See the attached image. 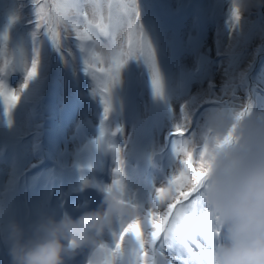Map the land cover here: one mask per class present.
Returning a JSON list of instances; mask_svg holds the SVG:
<instances>
[{"label": "clouds", "instance_id": "1", "mask_svg": "<svg viewBox=\"0 0 264 264\" xmlns=\"http://www.w3.org/2000/svg\"><path fill=\"white\" fill-rule=\"evenodd\" d=\"M261 4L264 0H230L232 26ZM114 47L105 37L88 55L111 64ZM182 125L192 127V116L185 109ZM188 139L197 158L206 149L200 191L214 218V229L219 230V235L213 231L211 258L215 264H264V110L257 111L250 99L219 104L207 112L200 129L190 132ZM103 193L96 209L77 217L45 214L28 224L10 217L0 224L9 264H69L84 248L89 249L86 264H106L104 234L118 220H138L140 212L122 179Z\"/></svg>", "mask_w": 264, "mask_h": 264}, {"label": "snow or ice", "instance_id": "2", "mask_svg": "<svg viewBox=\"0 0 264 264\" xmlns=\"http://www.w3.org/2000/svg\"><path fill=\"white\" fill-rule=\"evenodd\" d=\"M30 2L34 10L33 20L30 21L34 25L32 58L28 62L21 52L15 61V67L21 68L25 74L23 89H28L29 84L39 76L42 37H46L58 51L62 50L68 38L77 41L83 53V71L92 77L95 82L93 94L99 95L104 105L98 143L104 138V121L112 110L111 88L119 81L121 69L130 59L143 58L150 69L153 94L163 97L155 54L141 24L138 0ZM126 28L130 45L127 48L124 39ZM105 37L115 45L111 64L88 55L89 49ZM0 39L7 40V35ZM12 66L13 60L0 48V96H5L7 90L14 103L20 97L6 83ZM183 112L182 106L181 122L174 126L171 133L175 137L176 170L164 185L154 190L150 207L142 210L138 206V220H120V231L113 233V244L102 245L109 255L106 264H121L125 256L124 245L129 237L134 241V246L128 254V264H215L211 258L214 251L213 231L219 235V230L214 229V218L200 191L207 163L204 159L206 149L200 152L199 158L195 149L190 150L188 137L191 131L182 125ZM120 131V128L116 129V132ZM229 139L226 137V141ZM115 151L118 155L112 184H119L123 175V161L119 158V149ZM194 163L198 166L193 167ZM165 193L166 199L162 195Z\"/></svg>", "mask_w": 264, "mask_h": 264}, {"label": "rangeland", "instance_id": "3", "mask_svg": "<svg viewBox=\"0 0 264 264\" xmlns=\"http://www.w3.org/2000/svg\"><path fill=\"white\" fill-rule=\"evenodd\" d=\"M227 2H230V0H226ZM199 7L201 8V10H203V12L205 14H207L209 12V9L212 6H218L220 8H225L226 4L223 0H197ZM11 8L13 7L12 4H10L9 2H4L1 3L0 2V38L2 35V30L9 28L11 26V21L13 20L12 16H10L9 19H7V15H5V17H1V12L3 11V8ZM197 17L199 19V27L202 28L203 26L208 27L206 28L203 32L206 34L205 39H206V43L207 45H211L212 46V34L215 37L220 36V34H224L223 37H221V42L220 39L217 41V44L222 45V48L226 45H228L230 42L228 41L229 36L235 34L236 32V26L233 28L232 31L231 28H222L220 26L221 23V18L220 16V12H218L216 9L214 11H212L211 16L204 19L199 13L198 11H196ZM226 21V20H225ZM227 23H231L230 20L226 21ZM17 23V22H16ZM240 29L238 33H241L242 30L246 29V26H242L241 21H240ZM222 29V30H221ZM229 31L231 33H229ZM2 39H0V43L3 45L2 48L14 53V48H13V42L11 40H4L1 42ZM44 46L43 49L47 48V40H45V38L42 39ZM211 51L212 55H216L217 53L214 52V50H209ZM251 52H249L248 54H250ZM249 57V56H248ZM246 57V58H248ZM42 56L40 55V62H42ZM249 64V62H247ZM253 64V62L250 63V66ZM247 69L250 70V67H248V65H245V63L239 65V69L236 70V72L231 73V72H227V73H222V81L221 82H225V81H231L232 79H236L237 77V73ZM131 73H134L135 75H137V68L135 66H133L131 69H128ZM41 75V74H40ZM219 73L217 71L216 76H218ZM44 78V74L42 76L39 77V79H43ZM253 80L255 82H257L258 84H264V76L260 75V74H254L253 75ZM140 84L139 81L134 82L133 80H130V83L128 86L124 87L123 89L126 91L125 96L121 95L120 97H118L117 99H115V105L118 107V109L121 111L123 109L127 108V101L133 99V95H132V91L134 89H136V85ZM123 87V86H122ZM49 89V85L45 82V84L43 85L41 83V81H39L36 85H30L29 84V88L25 89L22 93L23 95V100H27L28 97L27 95L31 96V103L29 104H25L24 106H19L16 108L17 105L21 104L20 102L17 103H13L10 102V100H4L0 103V112L3 114L5 110L6 111V116H5V120L6 122H13L14 124V129L12 131L11 134H7V138H8V156L5 157V160H11L14 164V166L16 167V170L18 172H23L22 168H21V164H17V158L19 156L18 150L19 152L22 153V155H30L31 158H33L32 160V165L34 164H41L44 161H46V158H48L49 160H54L55 157L53 156L52 153V149L54 147L52 141L50 138L47 137L48 132H47V126L49 122H52L53 124H57L59 125V122L56 120L58 118L54 117V115L52 114L53 112H56V109H53L52 106L50 105V102H43L42 101V97L44 96L45 92ZM27 93V94H26ZM10 96V95H9ZM185 98L182 97V95H171V102L169 105V108L172 111H176V106L177 107H182L181 105L183 104V100ZM260 101V100H259ZM131 109H129V112H138L140 111V106L139 105H135V104H131L130 105ZM214 106L212 104V102L207 98H200L197 100H190L186 103V109L187 111L190 113V115L192 116V120L195 121V116H197L198 114L201 116H206L207 112L212 109ZM15 109V110H14ZM14 110V116H13V120H11L10 118V113L11 111ZM98 112L96 110H94L92 107H87V112L88 114H90V119L88 121V123L86 124H82L81 122H79L78 124L75 123L74 120H70V125H71V129L72 132H76V131H84L86 134L85 135H81V140L82 143L79 144L76 141H70L69 142V156H59V152L62 148V145L65 142H62L64 140H59V136H56V139H58V144L55 147V154L58 158V162L61 163V167H56V168H41L35 171L34 175H38L40 173H45V172H51L53 170L56 171H60L63 173L64 177L66 179H68L70 177L71 174L76 175L73 185L70 189L65 190L64 192H76L77 190L79 191L81 188L83 189L84 187L90 186L92 187V185L90 184H86L87 181H90V179L93 178V174L95 173L94 170V164H95V160H93V154L95 152V149L92 146H89L87 148V144L85 143V141H83V138L86 137L87 134H91L92 131H96V133L98 134V136H100V125H101V120L103 119V109L100 107H98ZM177 113V112H176ZM18 116H21L23 119H27L28 120V129L25 131V136H24V141L22 142V144L20 146H18L17 149V145L22 141V136H21V129L24 125L27 124V122L22 121L21 118H18ZM95 116V117H94ZM179 116H181V112L177 113L174 117H173V124H170L168 126L165 127L164 131H169L173 132L174 126L179 123L178 118ZM160 119V122H162L161 120H163L164 115L160 114L157 116ZM114 122V118H110V120L108 121V123L106 122V120L104 121V131L105 132H109V136H111L110 131L112 130L111 128V124ZM67 123V122H66ZM163 123V122H162ZM202 123V121H201ZM65 124V120L63 125ZM82 125V127H81ZM95 125V128H93L92 126ZM149 126V122L146 119H137L135 121H129L128 122V129H129V134L128 137L126 138L125 141V147H126V151H131V149H135L137 154L140 156H145L146 158L144 159H149L151 157V155H153L154 153L158 152L159 149L161 147H153L150 149L149 152H145L142 153L141 151H139L136 147V143L137 141L142 137L143 133L145 132V130L148 128ZM81 128V129H80ZM151 128L153 129V124L151 126ZM163 130V127H162ZM59 131V128H58ZM62 134L67 138L70 135V132L68 130H66L65 128H62ZM153 135L152 131H151V136ZM151 138L149 146L151 145H156L159 146V144L161 143V139L157 138L155 135H153L152 137H150V134H147L145 136H143V138L141 139L142 142H147V140ZM54 140V138H53ZM99 140V138H96L94 140L95 143H98L97 141ZM140 149H145L147 148L146 145H141L139 146ZM76 149V151H74ZM89 150L90 154V159L91 161H87L84 162V164L82 163L81 157L86 153V151ZM63 153L67 152V149L64 148L62 150ZM19 161H23V157L20 156ZM27 161H29V158H26ZM73 161H78V164L74 163L73 165L70 164V160ZM127 157H124L122 159V161H127ZM27 163V162H25ZM157 167H160L161 164L160 162H156L155 163ZM144 167V170H146L147 164H143L142 165ZM176 165H168L167 167V176H161L159 178H157L156 182L154 183V186L151 188L153 189L152 195L154 193V190L156 188H158L159 185H157V182H167V180L170 178V176L174 173V171L176 170ZM131 173L134 175L135 174V170L133 169L131 171ZM8 180V179H7ZM7 180H5L4 183H8ZM113 181V180H112ZM112 181L110 182V184H112ZM61 183V181L56 180V184L54 185V187H57L59 184ZM141 183L146 184L147 180L144 179L143 181H141ZM5 185V184H4ZM4 185L2 187H4ZM35 182L31 181L30 182V186H34ZM28 189H30L29 187H27ZM93 188V187H92ZM96 188V187H95ZM139 188L135 187L132 188V196L138 194L139 192ZM167 198V197H166ZM165 198V199H166ZM30 199L33 201V203L35 205H38L39 201L38 198L36 197V195L31 191L30 192ZM79 197L73 198L72 201L70 202V206L73 210H78L79 208V204L80 203H87L90 200V196H83L81 199H79ZM134 199V198H133ZM136 201H138V205L141 209L145 208L147 209L149 205L151 204V200H147V201H139L138 199H136ZM45 214H49V215H55L56 216V212H54V207L51 206V214L50 213H38V217H40L41 215H45ZM69 215V213H67ZM9 216H12V214H9ZM25 220L27 219V217L24 218ZM130 240H128V242L126 243V257H125V264H128V254L131 251V248L134 246V241L132 240L131 237H129Z\"/></svg>", "mask_w": 264, "mask_h": 264}, {"label": "bare ground", "instance_id": "4", "mask_svg": "<svg viewBox=\"0 0 264 264\" xmlns=\"http://www.w3.org/2000/svg\"><path fill=\"white\" fill-rule=\"evenodd\" d=\"M128 122L126 123H119L118 128L121 129L120 133L122 134L123 138H124V143L120 145L119 147V157H128L129 155H137L140 157V160H137L136 158H132L131 162L135 167H139L142 164H147L150 168L154 167V164L156 162H160L162 164V167L166 170V175L167 176V167L168 165H166L164 163V157H153V158H149V159H144L146 158L145 156H140L137 154L135 149H131V151H126V147L125 145V141L126 138L128 137L129 134V129H128ZM83 144V143H82ZM111 156L113 157L114 154L113 152H110ZM141 174V172L135 173V175L139 176ZM164 176V177H165ZM114 177V176H113ZM111 179V175L108 176L107 178H103V177H98L95 181H108L110 182ZM122 179V177H121ZM93 185V184H92ZM95 187H97L96 185H93ZM152 187L154 186L151 185ZM103 187V186H102ZM49 188V187H47ZM6 189L7 191V196L6 198L3 199V203L6 206V210H5V219L10 218L11 216L8 215V213H12L14 214V217L12 218H16L17 220H19L22 224H25L27 221L24 219L25 217H32L37 219L36 217V210L31 209L30 207V201L28 200V197L25 195L24 192H22L19 188L12 186V185H7ZM11 197L13 199H11ZM60 197V191H57L53 194V201H55L56 199H58ZM71 198L67 197L66 198V202H69ZM12 200V201H11ZM149 207V205H147Z\"/></svg>", "mask_w": 264, "mask_h": 264}]
</instances>
